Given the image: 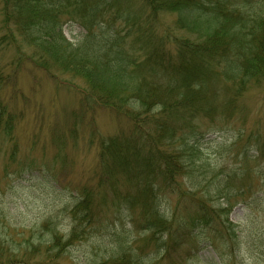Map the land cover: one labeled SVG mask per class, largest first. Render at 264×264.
Returning a JSON list of instances; mask_svg holds the SVG:
<instances>
[{
    "label": "trees",
    "instance_id": "obj_1",
    "mask_svg": "<svg viewBox=\"0 0 264 264\" xmlns=\"http://www.w3.org/2000/svg\"><path fill=\"white\" fill-rule=\"evenodd\" d=\"M1 14L6 37L0 51L8 40L33 49L32 56L20 49L19 60H37L47 71L82 80L88 101L122 115L131 126L130 133L100 141L96 183L76 197L66 239L53 222L42 226L49 230L47 243L41 242L47 258L52 252L65 258L71 247L87 242L104 206L123 218L129 212L132 226L121 216L102 225L118 252L109 262L89 264H133L128 252L148 264L149 255L136 258L131 252L133 232L151 233L158 255L189 239L195 248L206 242L220 256L228 248L240 250L229 216L236 205H252L264 195L249 200L228 176L206 188L201 176L211 167L204 158L208 131L199 122L227 116L230 104L264 83L263 0H2ZM165 16L173 18L170 25ZM64 21L84 28L81 42L65 38ZM13 75L0 68V136H12L16 123L1 95ZM245 135L242 130L239 139ZM256 154L244 156L250 160ZM244 175L245 170L235 172L236 178ZM182 183L198 198L196 189L204 188L207 201L201 199L195 213L176 222L160 211L159 190L182 191ZM214 198L212 206L208 199ZM12 243L0 238V263L14 264Z\"/></svg>",
    "mask_w": 264,
    "mask_h": 264
},
{
    "label": "rangeland",
    "instance_id": "obj_2",
    "mask_svg": "<svg viewBox=\"0 0 264 264\" xmlns=\"http://www.w3.org/2000/svg\"><path fill=\"white\" fill-rule=\"evenodd\" d=\"M1 8L2 0L0 41L5 36ZM163 21L170 25L173 18L165 16ZM63 23V34L68 41L78 44L83 40L86 31L79 23ZM20 49L25 56L33 55V49L20 48L10 40L0 51V68L7 67L14 74L1 95L16 115L12 136H0V238L13 242L12 249L17 248L14 264L109 262L118 250L113 249L115 241L102 225L112 223L113 218L119 219L121 215L115 209L104 206L95 223L99 228L87 242H79L66 251L65 258L57 252L45 256L46 246L41 242L47 243L49 230L41 228L51 221L66 239L73 228L70 212L77 203L76 197L82 187L96 183L100 141L123 131L130 133L131 126L122 115L88 101V90L82 80L47 71L37 65V60H19L23 56L19 55ZM233 103L227 116L224 113L223 117L216 115L213 122H199L201 129L208 131L204 158L211 166L210 170H203L202 174L206 175L201 177L207 181L206 188H210L216 179L228 176L233 187H244L245 195L251 200L255 193L264 195L261 194L264 193V83ZM242 130L246 135L239 139ZM246 152H256L255 159L246 160ZM242 170L244 177L236 178L235 172ZM182 187L184 190L177 192L162 187L159 190L163 193L158 201L160 211L176 222L195 213V205L201 199L207 201L202 193L204 188L196 189L198 198L186 193L188 184L182 183ZM208 200L212 206L216 204L215 198L213 202ZM123 214L122 220L130 224L129 212ZM229 221L239 231L240 250L228 248L222 256L206 242L195 248L192 239L158 255L157 240L152 243L148 238L152 234L144 232H133L131 252L136 253L133 254L136 258L149 255L148 264H264V197L249 206L236 205ZM129 224L128 229L132 226ZM219 243L222 245V241L217 242L221 246ZM126 254L133 264H140L130 252ZM51 259H54L52 263Z\"/></svg>",
    "mask_w": 264,
    "mask_h": 264
}]
</instances>
